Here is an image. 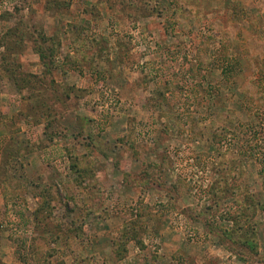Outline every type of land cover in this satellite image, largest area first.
<instances>
[{"label": "rangeland", "instance_id": "1", "mask_svg": "<svg viewBox=\"0 0 264 264\" xmlns=\"http://www.w3.org/2000/svg\"><path fill=\"white\" fill-rule=\"evenodd\" d=\"M96 1L99 18L91 8ZM145 2L0 0V36L14 26L56 35L62 44L55 76L73 91L60 120L65 133L48 144L45 122L19 116L27 92L0 81V264H74L69 246L56 243L34 214L46 184L74 181L69 153L90 168L80 204L90 215L78 243L94 264H264V211L254 216L258 254L227 248L219 230L233 223L241 195L210 194L217 149L242 154L255 147L245 177L234 184L264 200V0ZM84 41L92 45L85 52L98 57L69 62ZM19 60L28 71L42 70L30 41ZM214 129L220 136H212ZM164 158V186L140 180L150 162ZM179 179L185 188L177 198L168 189ZM145 206L152 230L141 234L142 245L128 242L120 259L112 243ZM57 213L64 215L58 223L70 220Z\"/></svg>", "mask_w": 264, "mask_h": 264}, {"label": "trees", "instance_id": "2", "mask_svg": "<svg viewBox=\"0 0 264 264\" xmlns=\"http://www.w3.org/2000/svg\"><path fill=\"white\" fill-rule=\"evenodd\" d=\"M143 1L145 2L149 0ZM101 3L102 2L100 1H96L92 4L91 8L93 9V12L92 10L91 12L94 15L97 13L100 15L98 6ZM176 7V13L179 15L184 14L185 11L181 6ZM142 9L143 6L140 7L141 11H143ZM99 15L97 18L100 17ZM85 22L88 23L87 21ZM71 27L73 30L70 31L74 34V28H78V24L73 23L71 24ZM80 32H82V30ZM76 38L77 36L73 37V42ZM92 40L97 41L98 39L96 38ZM27 41L31 42L34 51L39 56V61L42 65L40 73L28 71L23 67V64L19 60L20 54L23 52V47H25V42ZM75 43L76 42H74V44ZM89 43L90 42L84 41L85 48L82 50L79 49L81 48V45L80 47L76 45V55L72 56L68 54L70 58L68 59L69 62H83L85 60H90L91 58L84 56L88 55L87 53L89 50H92V45H89ZM61 44L60 39L56 35L47 34L43 28H36V30L27 34L22 27L14 26L0 36V81L8 80L15 85L19 93L27 92V94L22 97L23 108L19 110V116L24 120L36 124L45 122V136L43 142L48 144L57 141L58 137L65 133L60 120L66 113L67 101L70 99L71 93L73 92L70 87L59 82L55 76V72L58 68H61L59 67ZM98 45L100 44H97V46ZM103 51L104 52L101 53V56H104L108 60L109 53L107 48H103ZM98 54L99 52H92L91 55H94L97 58ZM218 132L217 129H214L212 136H218L220 134ZM202 135L205 134L202 133ZM86 138H92V136L88 134ZM123 141L125 144L131 142L130 136L126 135ZM30 146L31 145L29 144L28 147L31 148ZM39 146L33 147L32 150L23 149L20 154L18 152L15 154L12 153V156H10L8 161L13 158L17 160V158H19L18 155L26 156L27 152H35L41 148ZM75 146L76 144L73 143L72 147L74 148ZM247 153L249 154V157H253V155L255 157V147L249 149V151L245 150L242 154L230 150L217 149V161L211 165L213 171L217 174V179L211 187L210 194L213 197L217 195L221 196L229 192H232L235 195L237 194L238 196L241 195L238 205L239 211L235 216L231 217L233 223L231 225L222 226V229L219 230L223 232L221 233V235H223L221 241L227 248H232L230 244H236V246L241 249L245 248L253 254H258V230L256 229L257 223L254 216L257 211H264V200L261 198V195L257 194L256 196L255 193H251L248 186L243 185L242 183L238 185L234 184L245 177V163L248 158ZM69 156L72 160V168L77 174L74 181H61L60 183L61 186H63V189L59 188L60 183L58 185L46 184L45 188L40 191L45 199L34 211L35 220L39 224L44 223L51 232L56 243L63 244L64 242L69 246L68 250H70V253L74 257V264H94L91 257L85 256L82 253L83 251L79 250L78 243L85 235L84 226L90 215L89 211L84 213L80 206L83 202V194H85L82 183L86 180L90 168L86 166L80 167V157H77L75 153H69ZM111 160L114 161V164L121 171L124 170L125 164L120 158L111 157ZM166 169H168L166 158L157 162L152 161L147 168L144 169L142 173L143 176L140 180L146 178L147 182H155L157 186L162 187L164 186L163 177ZM1 174L0 184L2 180ZM169 188L170 189L167 187L169 190L168 192L178 198L182 194V189L185 188V182L179 179V182L172 184ZM70 201L74 203V208L72 209H70L69 206ZM57 212H64L66 216H70V220L66 221L64 224L58 223L61 221H58V218H62L64 215H60ZM73 212H75L74 216H72ZM150 213L151 211H149L146 206L138 209L136 213L137 218L133 221V227L130 225L124 227L116 240L112 243L118 258L123 259L125 257L128 250L126 247L128 242L135 240L141 245L143 244L141 234L144 231L148 232L150 229L152 230L153 226L152 219L148 218ZM51 255L53 256V253H51ZM239 258L242 259L243 256L239 255Z\"/></svg>", "mask_w": 264, "mask_h": 264}]
</instances>
